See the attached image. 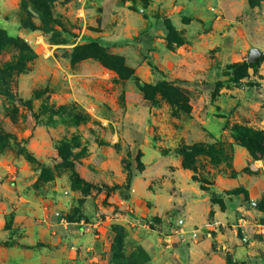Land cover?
<instances>
[{"label": "rangeland", "instance_id": "1", "mask_svg": "<svg viewBox=\"0 0 264 264\" xmlns=\"http://www.w3.org/2000/svg\"><path fill=\"white\" fill-rule=\"evenodd\" d=\"M1 32L29 50L0 48V264L121 239L128 264H264V154L231 131H264V0H0Z\"/></svg>", "mask_w": 264, "mask_h": 264}, {"label": "trees", "instance_id": "2", "mask_svg": "<svg viewBox=\"0 0 264 264\" xmlns=\"http://www.w3.org/2000/svg\"><path fill=\"white\" fill-rule=\"evenodd\" d=\"M33 6L42 12L44 17H49V2L50 0H31ZM7 45H13L17 47L20 50V53L22 56L26 55L27 46L25 43H23L18 38H12L6 35L5 33H0V48L5 47ZM29 50V49H28ZM103 50H100L98 53L93 54L92 57L99 59L106 67L119 72L122 69L123 64L121 63L118 58H111L106 56L103 52ZM260 60H257L259 62ZM255 63H242L240 65H234L230 69L234 71V73H238L239 69L247 68ZM120 75V74H119ZM121 77V76H120ZM224 85L223 82L217 81L213 86L216 90L217 88H222ZM231 131L234 135L235 140L243 147L246 148L249 155L256 159L257 154H264V131H255L252 129H249L245 126L241 125H233L231 127ZM190 151L194 154H205L211 158V160L214 158L212 156L213 149L212 148H205L204 146H192L190 147ZM186 167L191 168L190 164H185ZM75 175V179L78 180V176L76 172H73ZM135 174L132 172V170L128 173L127 182L128 185H130L132 179L134 178ZM118 186H107L105 184H102L99 189L105 190L106 192L111 191L112 189H116ZM121 241L118 242L117 248L112 251V264H128L127 260H129L130 256H126V254L123 251V244ZM120 244H121V250H120ZM131 260V259H130ZM136 262L134 261L133 264ZM132 264V262H131Z\"/></svg>", "mask_w": 264, "mask_h": 264}, {"label": "water", "instance_id": "3", "mask_svg": "<svg viewBox=\"0 0 264 264\" xmlns=\"http://www.w3.org/2000/svg\"><path fill=\"white\" fill-rule=\"evenodd\" d=\"M260 55V52L256 49L249 50V54L247 56V61L252 62L257 59V57Z\"/></svg>", "mask_w": 264, "mask_h": 264}, {"label": "crops", "instance_id": "4", "mask_svg": "<svg viewBox=\"0 0 264 264\" xmlns=\"http://www.w3.org/2000/svg\"><path fill=\"white\" fill-rule=\"evenodd\" d=\"M8 261H9L8 264H25L24 261H19L16 257L8 259ZM0 263H1V258H0ZM38 263L42 264L39 260H38Z\"/></svg>", "mask_w": 264, "mask_h": 264}]
</instances>
